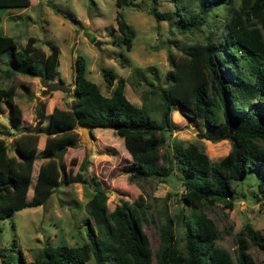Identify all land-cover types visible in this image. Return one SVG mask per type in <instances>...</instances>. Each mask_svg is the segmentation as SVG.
Masks as SVG:
<instances>
[{
    "label": "trees",
    "instance_id": "trees-1",
    "mask_svg": "<svg viewBox=\"0 0 264 264\" xmlns=\"http://www.w3.org/2000/svg\"><path fill=\"white\" fill-rule=\"evenodd\" d=\"M122 5L125 0H115ZM198 11L186 13L179 0H173L180 15L176 28L180 32L199 29L204 40L181 48V73L168 71L172 84L154 87L159 94L162 112L160 122L150 118L142 105H136L123 92L124 78L113 83V72L104 71L109 94L100 92L97 84L85 74V60L77 54L74 60L72 108L53 106L48 116L43 151L46 154L58 147L73 143L77 134L71 129L80 121L89 126H110L122 138L130 156V178L166 175L173 163L184 182L180 199L187 210L180 209L169 215L166 208L158 209L156 227L158 244L151 249L142 224L154 221L148 214L150 202H128L120 198L108 209L107 191L95 179V174L82 175L63 171L61 181L86 182L92 193L84 204L87 213L88 239L81 244H43L34 257L22 258L20 264H83L91 252L94 264H257L250 245L264 250V233L245 222L233 241L234 255L216 243L220 232L204 207L217 200L232 206L234 180L249 170L264 177V0H196ZM29 0H0V6H26ZM220 7L223 15L218 18ZM216 8V9H214ZM211 10L212 13H210ZM150 13L164 18L154 7ZM201 27H200V25ZM115 29L125 48L131 46L134 28L125 21L120 11L115 12ZM215 32V37L210 32ZM174 43L175 41L172 40ZM8 55L12 71L37 76L45 80L53 76L58 64V46L52 44L48 52L33 44L27 37L17 44L12 36L0 34V56ZM170 63H174L169 55ZM246 67L250 74L244 71ZM230 76L223 79V72ZM12 85L0 87V98L10 105L13 118L18 121L21 110L13 100ZM174 103L180 113L198 111L203 117L204 130L200 136L210 141L227 138L228 151L218 159H209L195 143L173 144L174 153L165 149L166 166L157 164L158 149L164 139L160 128L167 125L169 111ZM35 139L20 136L16 139L13 155L6 153L0 138V217L13 209L35 206L52 191L60 170L52 157L40 162L30 198L26 192L31 179V164L36 158ZM86 163V160H83ZM70 172V173H69ZM262 181H258L261 185ZM169 195V193H167ZM264 196V192L262 193ZM175 225L183 229L179 247Z\"/></svg>",
    "mask_w": 264,
    "mask_h": 264
},
{
    "label": "rangeland",
    "instance_id": "rangeland-1",
    "mask_svg": "<svg viewBox=\"0 0 264 264\" xmlns=\"http://www.w3.org/2000/svg\"><path fill=\"white\" fill-rule=\"evenodd\" d=\"M179 2L186 13L198 11L196 0ZM175 6L173 0H125L119 6L115 0H29L26 6H0V34L12 36L17 44H23L31 36L33 44L44 52H48L52 44L58 46L55 74L45 80L12 71L7 62V53L3 52L0 56V87L13 86V100L21 110V117L16 121L10 105L0 98V138L6 145V153L15 154L16 139L20 136L28 134L35 139L36 158L31 164L27 199L32 195L39 163L50 158L48 154L45 155L43 147L52 107L72 108L75 102L73 82L77 54L84 57L85 76L97 84L102 94H109L112 88L113 84L107 85L103 74L105 70H111L113 83L118 76L124 78L123 92L126 98L136 105H142L151 119L160 122L162 106L154 87L172 84L173 78L166 74L168 71L182 72L181 48L203 41L205 33L199 29L180 32L175 26L180 18ZM151 7L164 14V18L154 17L149 11ZM219 9L218 18L224 13L223 7ZM117 10L135 30L128 49L119 42L115 29ZM210 36L215 37V32L211 31ZM169 55L174 63H170ZM243 68L250 74L246 67ZM223 79H230L226 71L223 72ZM49 81H59L69 90L44 91ZM80 124L77 121L71 127L77 136L73 143L65 145L63 171L72 173L78 169L82 175L95 174L97 182L107 191L108 209L120 198L128 202L148 200L150 207L147 215L152 214L154 221L143 223L142 230L154 250L159 238L156 227L158 209L165 207L169 215L180 209L187 210L180 199L184 182L175 163L166 175L130 178V156L121 136L110 126L87 124L91 141L86 146L80 140ZM34 126L37 131L32 130ZM203 130V117L198 111L183 115L174 103L167 125L160 128L164 141L158 149L157 164L163 168L166 166V148L172 156L173 144L184 145L189 141L195 142L211 160L224 155L230 147L229 140L221 138L210 141L200 136ZM56 167L59 170L57 162ZM259 180L262 181L261 185H258ZM232 186L231 207L217 200L211 207L205 206L204 211L220 232L216 243L227 248L233 256V236L245 222L264 233V177L255 170H249L234 180ZM91 193L92 187L86 182L62 180L56 191L47 194L43 204L40 202L35 206L13 209L0 217V264H20L18 250L22 258L29 260L45 243L76 245L86 241L88 223L93 224L91 218L86 219L84 204ZM175 235L181 247L183 229L180 225H175ZM248 250L257 264H264L263 249L250 245ZM83 264H94L91 252ZM106 264H109L108 260Z\"/></svg>",
    "mask_w": 264,
    "mask_h": 264
},
{
    "label": "water",
    "instance_id": "water-1",
    "mask_svg": "<svg viewBox=\"0 0 264 264\" xmlns=\"http://www.w3.org/2000/svg\"><path fill=\"white\" fill-rule=\"evenodd\" d=\"M157 43H158L157 45L159 46L160 45L159 42H157ZM53 89L60 90L62 92H67L69 90V87L67 85L59 82V81H57V82H53V81L46 82L45 87H44V91H49V90H53ZM79 129H80V140L84 141L86 146H89L90 141H91V137H90V133L88 130V125L85 123L80 124ZM32 130L37 131V128L34 126ZM65 149H66V146L63 145V146L58 147L54 152L48 154L49 157L56 159L57 166L60 170L58 181L54 184L52 191H56L57 185L61 183V178H62V174H63L62 169H61L62 155H63V152ZM44 200H45V197L41 200V204H43Z\"/></svg>",
    "mask_w": 264,
    "mask_h": 264
}]
</instances>
